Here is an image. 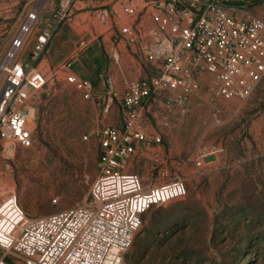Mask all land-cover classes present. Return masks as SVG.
Returning <instances> with one entry per match:
<instances>
[{
    "label": "rangeland",
    "instance_id": "obj_1",
    "mask_svg": "<svg viewBox=\"0 0 264 264\" xmlns=\"http://www.w3.org/2000/svg\"><path fill=\"white\" fill-rule=\"evenodd\" d=\"M126 1L75 0L71 19L56 28L45 52L32 62L47 79L31 100L33 145L0 140V199L14 193L29 216L88 200L98 173L94 132L121 121L117 104L106 117L81 97L66 79V62L73 60L72 71L93 80L99 94L113 88L118 97L127 79L152 72L126 45L116 61L109 26L97 17L99 10ZM137 1L143 20L150 14L145 0ZM57 3L0 0V63L27 14L37 11L40 24L26 43V58ZM223 4L239 16L264 20V0ZM82 39L86 45L80 47ZM151 111L148 133L160 134L162 143L141 145L124 171L138 174L146 187L181 179L187 194L143 214L124 254L126 264H264V78L250 97L226 99L213 93L207 76L187 102L170 108L155 104ZM4 254L0 247V258Z\"/></svg>",
    "mask_w": 264,
    "mask_h": 264
},
{
    "label": "built area",
    "instance_id": "obj_2",
    "mask_svg": "<svg viewBox=\"0 0 264 264\" xmlns=\"http://www.w3.org/2000/svg\"><path fill=\"white\" fill-rule=\"evenodd\" d=\"M223 1L146 0L145 11L154 23L148 31L151 42L143 35L139 1L99 10L98 19L111 32L113 58L120 60L122 45L135 48L152 72L127 79L118 97L113 88L99 94L91 79L72 71L73 60L66 62V79L81 97L97 104L106 117L117 104L121 121L94 132L99 143L98 173L83 204L29 216L14 193L0 199V247L5 251L0 264H126L124 254L143 214L187 194L181 179L146 187L138 174L124 169L141 145L162 143L160 134L148 133L155 104L170 108L187 102L207 76L213 93L226 99L250 97L263 80L264 20L239 16ZM74 2L58 0L26 58V43L40 24L37 11L27 14L12 39L0 63V140L24 148L33 145L31 100L47 79L32 62L45 52L56 28L71 19ZM84 45L82 40L80 47ZM195 162L201 166L200 158Z\"/></svg>",
    "mask_w": 264,
    "mask_h": 264
},
{
    "label": "crops",
    "instance_id": "obj_3",
    "mask_svg": "<svg viewBox=\"0 0 264 264\" xmlns=\"http://www.w3.org/2000/svg\"><path fill=\"white\" fill-rule=\"evenodd\" d=\"M109 1H114V0H109ZM146 1V0H145ZM147 1H150V0H147ZM114 5V4H113ZM110 6H112V5H110ZM114 6H116V4L114 5ZM148 12V11H147ZM146 12V14H148ZM145 14V15H146ZM143 18V17H142ZM143 22H144V28H143V35H144V37L146 38L145 39V41H147V42H151L152 41V37L151 36H149L148 35V31H149V29L150 28H152L153 26H154V23L152 22V19H151V16L150 15H148V16H146L145 17V19H143ZM82 40H84V39H82ZM81 40V41H82ZM74 73H76L78 76H80V77H84V78H87V77H85V76H83L82 74H81V72H76V71H73ZM93 81V80H92Z\"/></svg>",
    "mask_w": 264,
    "mask_h": 264
}]
</instances>
